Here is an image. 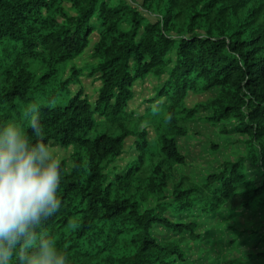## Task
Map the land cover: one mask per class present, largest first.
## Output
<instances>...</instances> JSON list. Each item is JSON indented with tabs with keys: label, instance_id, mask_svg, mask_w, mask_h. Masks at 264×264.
Listing matches in <instances>:
<instances>
[{
	"label": "trees",
	"instance_id": "16d2710c",
	"mask_svg": "<svg viewBox=\"0 0 264 264\" xmlns=\"http://www.w3.org/2000/svg\"><path fill=\"white\" fill-rule=\"evenodd\" d=\"M251 1L0 0V124L24 122L38 103L42 133L25 123L34 142L73 149L70 169L62 162L60 208L38 226L32 250L49 239L69 264H180V242L160 241L156 228L198 239L197 222L181 220L227 205L233 217L255 209L264 218V0L242 18ZM94 36L95 64L68 68L70 78L53 85ZM85 71L100 83L92 100L65 92ZM148 80L152 97L133 109ZM212 91L188 106L191 95ZM60 93L67 101L53 105ZM202 112L214 126L235 127L222 133L248 137L246 158L202 183L182 177L170 198L186 163L179 139ZM129 139L133 153L120 166ZM248 160L260 182L246 173Z\"/></svg>",
	"mask_w": 264,
	"mask_h": 264
},
{
	"label": "rangeland",
	"instance_id": "374dc122",
	"mask_svg": "<svg viewBox=\"0 0 264 264\" xmlns=\"http://www.w3.org/2000/svg\"><path fill=\"white\" fill-rule=\"evenodd\" d=\"M127 1L133 2V0ZM138 1L141 2V0ZM257 1L261 0H253L248 3L242 18L248 9L257 6ZM96 38L95 36L92 38V44L82 56L69 63L65 71L64 69L60 71L53 85H59L60 82L70 78L71 73L68 68L75 66L78 69H84L87 65L95 64L93 44ZM53 85L49 91L53 89ZM154 85V82L148 80L143 85L137 86L138 95L133 102V109H137L144 99L152 97L151 89ZM99 88L100 83L95 78H88L87 71H85L83 75L70 82L65 92L72 97L83 91L82 96H87L92 100L97 95ZM216 95L217 91L200 97L191 95L187 104L193 107L198 102H205ZM65 96L60 93L52 104L65 103L68 99ZM210 116L209 112L199 114L190 126L189 135L179 139V150L185 157L186 163L175 169V176L168 187L170 198L174 185L182 177L187 176L195 183H202L208 176L220 171L226 163H237L242 158H246L245 142L248 137L234 132L222 133L224 128L228 127L233 131L235 127L232 125L214 126L208 121ZM133 144V140L129 139L126 144V155L120 166H124L132 156ZM53 150L59 154L61 161L65 162L70 169L73 149L53 147ZM243 167L251 179L257 182L261 181V169L258 165L248 160ZM168 202L171 200L169 199ZM154 204L152 203L153 206ZM181 221L184 223L197 222L199 225L196 229L198 239H192L188 233L176 236L161 228L155 230L160 241L175 239L180 242L186 254V260L180 264H264V259L261 257L264 249L262 242L264 218L261 211L240 210L233 217L230 207L227 205L214 216L204 215L197 210L193 217H187Z\"/></svg>",
	"mask_w": 264,
	"mask_h": 264
},
{
	"label": "clouds",
	"instance_id": "9594fccd",
	"mask_svg": "<svg viewBox=\"0 0 264 264\" xmlns=\"http://www.w3.org/2000/svg\"><path fill=\"white\" fill-rule=\"evenodd\" d=\"M42 131L40 105L32 103L24 122L0 124V264H69L67 252L49 239L32 250L38 226L60 208L62 161L53 146L34 142Z\"/></svg>",
	"mask_w": 264,
	"mask_h": 264
}]
</instances>
